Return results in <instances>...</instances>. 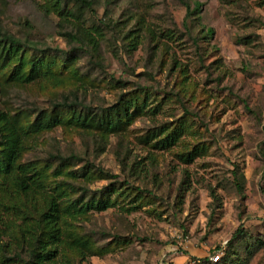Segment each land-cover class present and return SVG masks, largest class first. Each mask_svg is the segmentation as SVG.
I'll list each match as a JSON object with an SVG mask.
<instances>
[{"label": "rangeland", "instance_id": "1", "mask_svg": "<svg viewBox=\"0 0 264 264\" xmlns=\"http://www.w3.org/2000/svg\"><path fill=\"white\" fill-rule=\"evenodd\" d=\"M47 1L0 0V28L70 55L29 52L42 67L27 84L1 71L0 112L26 128L56 117L21 164L66 204H111L69 216L52 264H211L222 249L224 264H264V0H186L203 5L187 27L179 0H63L61 16ZM76 101L96 115L53 110ZM122 102L111 130L100 111Z\"/></svg>", "mask_w": 264, "mask_h": 264}, {"label": "trees", "instance_id": "2", "mask_svg": "<svg viewBox=\"0 0 264 264\" xmlns=\"http://www.w3.org/2000/svg\"><path fill=\"white\" fill-rule=\"evenodd\" d=\"M62 1L48 0L45 4L46 11L61 16ZM65 1H75L84 9L95 13L94 4L89 0ZM179 1L186 7L184 25L187 27V21L191 17L200 16L203 5L196 2L192 6L186 0ZM203 34L205 38H212L214 30L203 28ZM69 38L74 42L79 41L74 35H69ZM195 43L197 44L196 41ZM29 52L33 53V56H46L52 53L70 56L69 52L50 47L41 48L30 40L17 38L0 28V72L14 63L11 79L21 84L33 82L39 75L42 62H29L27 60ZM29 63L31 66L27 73ZM79 108L86 111L88 117L96 115V110L77 101L53 103L54 111L76 112ZM100 112L108 114L110 118L113 117L107 124L111 130L119 127L121 116L129 118L128 106L123 102ZM88 117L84 123H87ZM57 122L58 119L51 117L50 114H38L35 122L26 128L17 116L12 117L6 112H0V264L56 263L62 256L63 247L68 239L69 216L79 211L86 213L88 209L105 211L111 206L108 201L98 199V196L104 195L103 192L90 197L82 206L73 202L66 204L68 198L64 191H60L58 187L52 191L48 190L42 171L21 164L29 135L51 129ZM53 159L61 163H70L75 158L54 156ZM97 169L106 179L112 177L103 169ZM227 260L228 251L224 250L221 261L216 264H224ZM209 262L215 264L210 259Z\"/></svg>", "mask_w": 264, "mask_h": 264}, {"label": "built area", "instance_id": "3", "mask_svg": "<svg viewBox=\"0 0 264 264\" xmlns=\"http://www.w3.org/2000/svg\"><path fill=\"white\" fill-rule=\"evenodd\" d=\"M223 253H224V249L219 250L218 252H216L214 255L210 257V261L215 264L219 263L221 261V257L223 256ZM166 264H170V263H166Z\"/></svg>", "mask_w": 264, "mask_h": 264}]
</instances>
